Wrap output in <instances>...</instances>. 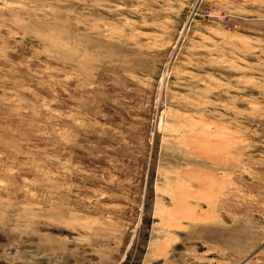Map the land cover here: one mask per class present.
Returning a JSON list of instances; mask_svg holds the SVG:
<instances>
[{"label":"rangeland","instance_id":"1","mask_svg":"<svg viewBox=\"0 0 264 264\" xmlns=\"http://www.w3.org/2000/svg\"><path fill=\"white\" fill-rule=\"evenodd\" d=\"M0 264H264V0H0Z\"/></svg>","mask_w":264,"mask_h":264}]
</instances>
